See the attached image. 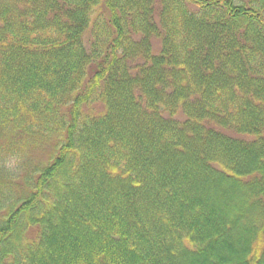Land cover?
Returning a JSON list of instances; mask_svg holds the SVG:
<instances>
[{"label":"trees","instance_id":"16d2710c","mask_svg":"<svg viewBox=\"0 0 264 264\" xmlns=\"http://www.w3.org/2000/svg\"><path fill=\"white\" fill-rule=\"evenodd\" d=\"M18 156L0 264H264V0H0Z\"/></svg>","mask_w":264,"mask_h":264},{"label":"rangeland","instance_id":"374dc122","mask_svg":"<svg viewBox=\"0 0 264 264\" xmlns=\"http://www.w3.org/2000/svg\"><path fill=\"white\" fill-rule=\"evenodd\" d=\"M44 151H46L45 148H41L38 151V155L42 156ZM28 153V151H27ZM29 154V153H28ZM24 156H18V157H14L11 160H5V162H2L0 160V166L3 169V172L0 175V179L6 181V180H10L13 179L15 181H20L21 179V174H20V168H21V160H23ZM19 159V160H18ZM20 176V179H19Z\"/></svg>","mask_w":264,"mask_h":264}]
</instances>
